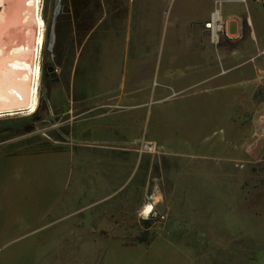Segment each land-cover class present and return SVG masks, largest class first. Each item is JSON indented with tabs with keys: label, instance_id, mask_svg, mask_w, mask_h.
<instances>
[{
	"label": "rangeland",
	"instance_id": "rangeland-1",
	"mask_svg": "<svg viewBox=\"0 0 264 264\" xmlns=\"http://www.w3.org/2000/svg\"><path fill=\"white\" fill-rule=\"evenodd\" d=\"M61 1L40 0L44 26L36 107L32 113L22 111L0 117L2 155L56 149L87 154L89 149L82 146L99 143L97 135L92 133L95 128L103 127L91 112L90 96L94 98L97 92L101 94L99 99L104 100L105 88L111 96L112 88L118 87L121 81L124 60L118 61L116 53L120 47L115 46L109 50L108 62L112 69L107 70L106 62L98 58L104 47V27L93 32V39L89 41V23L103 14L99 7L105 0H77L73 7L71 0H65L70 21L64 22L56 41L54 16L64 11ZM231 4L220 2V5ZM73 9L77 12L75 20ZM177 13L173 1L164 2L159 13L160 34L151 48L153 74L145 76L146 82L143 79L151 96L159 91L170 96L163 102L172 111L170 118L182 96L191 101L190 93H177L175 97L166 87L170 82L162 83L158 73L166 62L168 37ZM132 29L135 36L136 28ZM28 30L31 42L21 49H12L9 69L20 68L14 59L26 67L36 62L33 59L35 27L30 25ZM133 51L130 44V60L122 68L128 74L132 69ZM49 66L54 69L53 79L47 72ZM214 99L229 104L208 109L205 118L194 113L184 121L188 131L206 137L204 142L214 143L228 136L224 140L226 156L200 158L191 152L190 141L153 140L152 127L148 126L144 139L128 141L125 145L126 151L121 156L125 178L114 183L111 195L97 189L95 197L84 196L75 204L69 203L82 186L78 189L77 179L73 178L76 160L66 165L67 157H59L61 164H58L44 156L51 163L43 165L40 157L12 170L0 165V206L3 208L0 228L11 226L16 232L9 242L0 240V264L257 263L264 255V87L234 94L220 93ZM27 102L23 100L16 107ZM219 114L225 115L223 122L213 120L220 119ZM174 123L175 120L172 125L167 121L168 131L174 130ZM180 134L181 131L176 136ZM172 172L184 187L172 182ZM55 174L61 177L57 190L51 188ZM102 175L97 173L103 179ZM157 190L163 194L165 213L157 219L145 220L140 210L151 202ZM233 192L247 209L251 208L250 215L256 220L249 221L248 213L241 217L239 210L235 220L229 217ZM216 203L222 214L229 215L228 219L212 218L211 210ZM14 253L17 257L13 263L10 257ZM181 254L188 258L183 259Z\"/></svg>",
	"mask_w": 264,
	"mask_h": 264
},
{
	"label": "crops",
	"instance_id": "crops-1",
	"mask_svg": "<svg viewBox=\"0 0 264 264\" xmlns=\"http://www.w3.org/2000/svg\"><path fill=\"white\" fill-rule=\"evenodd\" d=\"M166 1L128 0L126 8V0H105V4L99 7L103 14L100 15V18H95L94 22L91 20L92 22L89 23L90 42L93 39V32L102 27L105 29L104 47L97 56L103 60L102 63L106 62V69H112L108 62L111 46L120 47L116 53L119 54L118 61L124 60L120 71L121 81L118 87L112 88L111 96L108 95L110 92L108 88L103 91L106 93L104 100L99 99L101 94L97 95V92H95L94 98L90 96L91 112L94 117L99 118V122L102 123L99 125L103 127V129L95 128L92 133V135H97L96 139H99L97 140L99 143L82 146L89 149L87 154H84L83 151L75 153L61 149L24 155L0 154V165H6L8 169L12 170L25 166L28 161L40 157L43 165L51 163L48 159H43L44 156L51 157L55 160L52 162L58 164H61V157L68 158L66 165H69L71 160H76L77 168L76 172H73V178L77 179L78 189L82 187L69 202L75 204L84 196L86 199L95 197L97 189L104 194L109 192L108 195H111L110 190L114 183L121 182L125 178L123 175L124 159L121 157L126 151L125 145L128 144V141L144 139L147 130L150 129L148 126L152 127L151 138L153 140L190 141L191 152L200 158L210 155L226 156L224 140L228 139V136L224 137L222 141L204 142L202 140H206V137L194 135L188 131L184 120L190 118L194 113L205 118L208 109L228 106L229 103L214 99L220 93L234 94L264 87V8L251 0H248L246 5L239 3L216 5L219 1L227 0H168L169 3L173 1V4H176L178 13L168 37L170 46L169 52L165 56L166 62L162 68L160 66L158 73L162 76V83L168 85L170 82L166 87H169L175 97L177 93H190L191 96V101H186L184 96L181 97L179 105L175 106L177 110L173 113L174 116L172 115L173 117L170 118L169 114L172 111L163 103L170 96L165 91L156 92L151 96L149 86L144 85L145 76L153 74V71L150 70V66L153 65L151 61L154 60L151 48L160 34L159 13ZM0 8V41L5 44L7 51L5 62L9 68L12 49H21L22 46L31 42L28 27L32 26L33 22L31 18L17 17L20 19L19 26L17 27V19H14L13 28H9L1 20L6 15L4 6H0ZM214 12H217L220 19H228L227 29L232 38L230 41L222 39L216 46L210 43L203 30V25L209 21ZM132 28H136L135 36H132ZM130 44H133L134 53L132 69L128 74L122 68L125 67V62L130 60ZM111 56L113 59L115 58V56ZM13 61L21 67L22 61H17V59ZM100 66L102 67V64ZM3 90L0 88V108L7 105L2 96ZM210 97L211 99H209ZM18 103L21 102L15 103L14 106ZM182 105L184 107H181ZM178 108L180 109L178 110ZM219 115H221L218 116L220 119L214 117L213 120L223 122L225 115ZM174 120V132L168 131L167 121L172 125ZM102 130L103 134H99ZM179 131L182 134L177 137L176 133L178 134ZM172 171L174 170L172 169ZM101 172L103 179L97 176V173ZM55 175L51 187L53 190L59 188L58 184L61 178L59 174ZM172 175V182L182 186L179 184L178 175L173 172ZM231 186L239 187L234 184ZM217 203L212 207V218L221 221L228 219L229 215L222 214V209L217 207ZM230 206L231 216L229 217L232 220H235L234 215L238 210L241 217L248 213L249 221L256 220V217L250 215L251 208L247 209L245 203H242L240 197L236 198L234 192ZM0 211H3L1 206ZM10 221L8 219V225H10ZM15 235L16 232L11 226L0 228V240L3 242H9ZM16 257L17 255L14 253L10 260L14 263ZM181 257L188 258L185 254ZM237 264H240L239 261ZM255 264H264V255H261Z\"/></svg>",
	"mask_w": 264,
	"mask_h": 264
},
{
	"label": "bare ground",
	"instance_id": "bare-ground-1",
	"mask_svg": "<svg viewBox=\"0 0 264 264\" xmlns=\"http://www.w3.org/2000/svg\"><path fill=\"white\" fill-rule=\"evenodd\" d=\"M0 6H4L6 12V15L1 19L4 25L13 28L14 19L17 17L31 18L35 23L36 33L35 40L33 39V57L36 62L30 67L21 65L15 70L7 68L5 62L7 51L5 44L0 41V88L4 89L2 96L7 103L6 107L0 108V117L22 111L32 113L36 107L37 85L40 76L38 61L43 41L44 23L40 17V0H0ZM25 98L28 100L25 105L14 106L15 103L22 102ZM151 216H155L154 211Z\"/></svg>",
	"mask_w": 264,
	"mask_h": 264
},
{
	"label": "built area",
	"instance_id": "built-area-1",
	"mask_svg": "<svg viewBox=\"0 0 264 264\" xmlns=\"http://www.w3.org/2000/svg\"><path fill=\"white\" fill-rule=\"evenodd\" d=\"M248 0H227L223 1L226 3H239L242 5H246ZM250 1V0H249ZM255 3H258L264 8V0H251ZM219 1L216 4L220 5ZM227 20H222L218 17L217 12H214L209 21L203 25V30L207 37L209 38V41L212 45L216 46L220 43L222 39L230 41L232 38L230 37L227 29Z\"/></svg>",
	"mask_w": 264,
	"mask_h": 264
},
{
	"label": "water",
	"instance_id": "water-1",
	"mask_svg": "<svg viewBox=\"0 0 264 264\" xmlns=\"http://www.w3.org/2000/svg\"><path fill=\"white\" fill-rule=\"evenodd\" d=\"M59 7L60 6L58 4V12H59ZM57 15H58V13H57ZM56 16H54V19ZM52 39H53V37L51 35L50 40H52ZM47 72L50 74L51 79H53L55 77L53 67L49 66L47 68ZM150 203L153 204L155 216L154 217L151 216L149 218V220L157 219L158 217H161L165 213V203H164V198H163V194L161 191H159V190L155 191V193L152 196Z\"/></svg>",
	"mask_w": 264,
	"mask_h": 264
},
{
	"label": "trees",
	"instance_id": "trees-1",
	"mask_svg": "<svg viewBox=\"0 0 264 264\" xmlns=\"http://www.w3.org/2000/svg\"><path fill=\"white\" fill-rule=\"evenodd\" d=\"M75 1H77V0H71L72 7H73V4ZM61 5L64 7V11L62 14H59L57 17H55V20H54V22H55V24H54V35L56 37V41H58L59 36L61 34V31L64 29V26H65L64 22L69 19V15H68L69 11H68V7H67L65 0L61 1ZM73 13H74V20H75V19H77V15H76L77 12L74 10ZM82 18H84V16H82ZM68 21H70V20H68ZM68 25H70V24H68ZM80 27H85V26H80ZM148 223H149L148 221L147 222L145 221V224H148Z\"/></svg>",
	"mask_w": 264,
	"mask_h": 264
},
{
	"label": "clouds",
	"instance_id": "clouds-1",
	"mask_svg": "<svg viewBox=\"0 0 264 264\" xmlns=\"http://www.w3.org/2000/svg\"><path fill=\"white\" fill-rule=\"evenodd\" d=\"M153 211H154V207H153V204L151 203H146L142 206V209L140 210V216L143 218V219H149L150 216L153 214Z\"/></svg>",
	"mask_w": 264,
	"mask_h": 264
},
{
	"label": "flooded vegetation",
	"instance_id": "flooded-vegetation-1",
	"mask_svg": "<svg viewBox=\"0 0 264 264\" xmlns=\"http://www.w3.org/2000/svg\"><path fill=\"white\" fill-rule=\"evenodd\" d=\"M19 18V17H18ZM17 19V18H16ZM16 22H17V27L19 26V22H20V19H17L16 20ZM33 22V21H32ZM33 26L35 27V23L33 22ZM35 35H36V33H35ZM35 35H34V38H35ZM35 40V39H34ZM34 42V41H33ZM10 57H12L13 58V55L11 54V56ZM33 59H34V57H33ZM35 60V59H34ZM35 63V62H34ZM33 64V63H32Z\"/></svg>",
	"mask_w": 264,
	"mask_h": 264
}]
</instances>
